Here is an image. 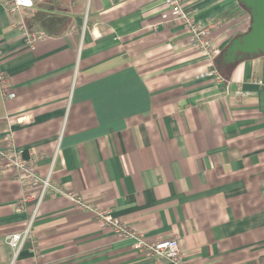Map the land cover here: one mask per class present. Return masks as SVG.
<instances>
[{"label": "crops", "instance_id": "obj_1", "mask_svg": "<svg viewBox=\"0 0 264 264\" xmlns=\"http://www.w3.org/2000/svg\"><path fill=\"white\" fill-rule=\"evenodd\" d=\"M182 1L211 26L228 93L159 0L0 5V68L15 93L0 92V136L40 156V177L54 158L64 191L152 240L176 238L186 264H264V53L217 65L250 14L238 0ZM32 32L47 36L29 48ZM21 194L0 162V264L33 261L29 241L15 257L6 242L31 212H15ZM31 237L41 264H161L63 195L43 200Z\"/></svg>", "mask_w": 264, "mask_h": 264}, {"label": "built area", "instance_id": "obj_2", "mask_svg": "<svg viewBox=\"0 0 264 264\" xmlns=\"http://www.w3.org/2000/svg\"><path fill=\"white\" fill-rule=\"evenodd\" d=\"M159 1L165 5L166 9L160 14L161 20L163 22L177 20L183 24L187 33L188 44L199 48L211 61V67L204 73V76L211 78L216 83L225 82L224 90L225 93H228L227 82L214 64L215 59L221 53V49L218 42L211 37V26L198 24L182 0ZM0 5L7 8L11 14H14L20 8L33 7L34 0H0ZM46 36L44 32H32L27 35L29 48H33L37 40L45 39ZM8 80V75L0 68V92L3 98L15 97V93L8 89ZM257 82L264 86V81L257 80ZM237 93L239 94L240 92L238 91ZM39 158V155H31L28 158H24L22 151L16 147L10 131L0 136V162L3 164L4 170L20 181L22 185V194L13 205V208L15 212H21L26 207H31L25 229L6 236L7 244L14 250V257L24 243L29 241L33 257L31 264H41L40 259L43 258V254L31 237V228L43 200L63 195L70 199L75 209L91 213L101 226L111 229L117 237L130 239L132 241L131 247L134 250L141 252L147 257H154L161 264H186L180 253L179 243L176 238L152 240L143 233L122 223L112 214L109 208L101 204L87 202L77 192L64 191L52 179L54 158L47 174L44 177H40L37 174V161Z\"/></svg>", "mask_w": 264, "mask_h": 264}, {"label": "water", "instance_id": "obj_3", "mask_svg": "<svg viewBox=\"0 0 264 264\" xmlns=\"http://www.w3.org/2000/svg\"><path fill=\"white\" fill-rule=\"evenodd\" d=\"M237 9H245L251 17L250 29L233 39L224 50L220 62L233 63L244 56L264 53V0H238Z\"/></svg>", "mask_w": 264, "mask_h": 264}]
</instances>
